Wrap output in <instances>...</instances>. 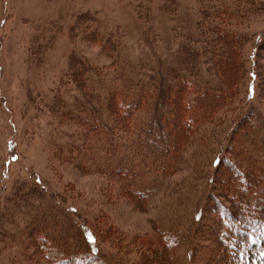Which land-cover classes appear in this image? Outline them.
Instances as JSON below:
<instances>
[{"label": "rangeland", "instance_id": "rangeland-1", "mask_svg": "<svg viewBox=\"0 0 264 264\" xmlns=\"http://www.w3.org/2000/svg\"><path fill=\"white\" fill-rule=\"evenodd\" d=\"M221 2L228 10L223 16L216 11ZM211 28L240 38L243 75L214 121L201 126L185 148L177 145L176 156L164 160L168 164L161 166L164 154L155 159L149 145L162 138L155 133L153 115L140 111L134 133H122L95 109L101 121L89 137L100 142L102 152L77 141L79 121L65 124L58 117L69 107L95 106L88 95L92 91L75 88L74 69L87 70L92 78L86 85L102 90L106 73L105 89L117 88V81L127 79L125 71L113 76L119 66L126 71L129 65L152 67L155 55H167L160 37L173 51L177 43L203 47L188 68L178 61L174 73L162 71L163 80L172 82L176 73L193 87L220 94L222 85L206 53L205 41L214 38ZM109 39L116 54L105 49ZM189 90L190 98L199 92ZM249 118L263 182L250 183L246 193L264 195V0H0V264L71 261L84 227L96 233L109 229L117 238L114 245L104 236L97 239L105 264H146L145 259L152 264H264L262 236L255 247L245 246L218 212L221 204L238 208L225 200L222 177L230 175L226 159L239 162L238 147L233 145L232 155L227 151L234 133H240L238 124L246 126ZM168 133L174 130L165 131L162 140ZM130 158L134 164L123 169V159ZM170 159L178 162L173 168ZM232 179L239 193L242 183ZM260 208L248 214L259 216ZM48 220L59 226L49 241L37 228V222L42 228ZM33 226L39 240L32 236ZM60 234L66 236L63 241Z\"/></svg>", "mask_w": 264, "mask_h": 264}, {"label": "trees", "instance_id": "trees-1", "mask_svg": "<svg viewBox=\"0 0 264 264\" xmlns=\"http://www.w3.org/2000/svg\"><path fill=\"white\" fill-rule=\"evenodd\" d=\"M219 7H221V9L218 8L219 10L216 11H219V14L223 16V12L225 10L227 12L228 10L226 6L224 7L222 2L219 4ZM235 7L236 6H233V9ZM166 11L168 12V10ZM216 11L213 10V14H215ZM144 13L147 21H153L151 12L148 8L145 9ZM216 17L219 18L218 15H216ZM209 31L212 33V35H210L214 38L211 41H205L207 44L206 49L208 50L205 51L208 55H211V59L213 60L215 67V76L222 85L223 90L219 91L220 94L215 95L214 91L211 89L201 90L193 87V84H190L184 78L177 77L176 73L172 82L167 83V81L163 80L162 71L164 72L166 70L172 72V69L178 65V61L181 62L180 68H184V65L188 68V64L191 61H195L194 58L196 54L199 53L200 49L203 47H201L199 43H196L197 48L190 46L183 48V45L181 46L180 43H177L175 44L176 47L173 51V49L168 45V39L160 37L167 55L164 57L160 54L155 55V65H152V67L149 65H143L137 69L129 65V69L126 71V66H119L115 69V74L113 76H119L120 73L125 71L127 73V79L125 81H117L119 82L117 88L105 89L106 73L101 75L103 82L99 84L104 87L102 90H98L95 87L86 85V83L92 78L87 76L89 74L87 70H84L82 67L74 69L73 71L71 70V76L73 78L75 88L80 92L83 90H87V93L92 91V93H88V95L90 101L95 103V106L91 107L90 110H87L86 108L79 110L77 107H69L64 111L59 112L58 117L62 118L65 121V124H74L76 121H79L80 123L77 124L81 125L80 127L82 129L79 132L83 133L77 134V141L86 147L93 146L102 152L100 142L98 140L91 142L89 137L92 131L93 133L97 132V123L100 124L101 121L97 118V111L95 109L99 108V110L110 118L112 123L115 124L120 131H122V133H134L135 129L133 127V120L140 111L153 115V122L155 125L154 130L158 138H163L164 132L168 131L169 128L174 130V134H167V140H162L161 138L158 141V144H154V141L153 144H149L151 149L156 150L155 153H157L158 156H156L157 158L155 159H160L159 156L162 157V155H159L160 153L164 154L165 158L162 157L163 159L159 160V164L161 166L163 163L168 164V160H164L169 159V155H171V157L176 156L177 152L175 149L177 145L185 148L187 146V142L191 137H193V135H195V133H198L201 126L203 127L214 121V116L223 106L225 107L227 105V99L231 98L230 96L233 94L234 89H236L237 82L243 75V65L240 61L239 51V44L241 42L240 38H236L234 36L232 37V35L219 34L220 31L215 28H211ZM112 39L113 38L111 37V40ZM111 40H107L105 49L109 50L111 54H116L113 53L115 46ZM176 51L178 56L176 57L174 55L173 57H170L171 52L175 53ZM163 59L166 60L163 62L161 61ZM174 72L175 69H173V73ZM140 76H143V78H140ZM190 88H194L195 91H199L191 98L190 96L193 92L189 90ZM117 117L119 119H117ZM155 119L156 122L154 121ZM245 121V123H247L246 126L244 125V122L238 124L241 128L239 131L240 133L237 132V141L235 142L234 139V136L237 133H234V136L231 138L229 143L230 149L227 151H231L232 155L234 146L238 147V152L240 154L239 156H236V159L239 160V162H236V160H233L234 162H230L226 159L224 164L229 168L230 175H228V177H222L225 181L224 187L229 190H225V200L229 203H235L238 208L235 211H231L230 208L221 204L218 208V212L219 217H221V221L223 223H228V225L231 223L230 227L233 228L235 233H237V237L244 239L245 246L251 245V247H255L257 245L256 239L260 243L262 236L260 248L264 249V195L255 196L252 195V193H246L248 190L247 187L250 183L255 185V183L257 184L263 182L261 173L257 171V163L260 162L257 159L260 157V149L257 148V144L255 145V137H252L254 134L249 131L251 128H254V124L252 125L250 118L249 120L245 119ZM162 122H164V124H162ZM242 131L243 133H241ZM170 142H172V144H170ZM261 150L263 151L264 148L261 147ZM114 159L116 160L117 158ZM169 161L172 165L169 166V168H173V166H176L178 163L174 162L173 159H170ZM123 162V169H129L128 167H131L135 161L130 158L127 162L123 159ZM226 171L228 173V170ZM247 173L251 175V180L248 179L250 177ZM222 174L224 173L222 172L221 175ZM232 177L235 180L239 178L242 183L239 193H237L238 185ZM254 187L260 188V185ZM248 195H250L249 198ZM256 197H259V199H256ZM244 202H247L246 204L248 208L245 207L246 205ZM258 207L261 208L255 212H260L259 216L248 214L249 210L251 211L250 208L255 209ZM216 212V209L213 210V213ZM37 223V228L39 229L42 238L48 237V241L50 238H55L53 234H55V229L59 227L56 220L55 223H49V220L46 222L43 221L42 228L49 229L48 226L50 225V230L47 232H43L41 226H38L40 225V222ZM235 224L237 225L234 226ZM73 225V222H70V226L72 227ZM30 231L33 232L32 236L34 237V240H36V238L38 239V230L34 226ZM98 232L100 234H98ZM98 232L96 233L93 230L90 231L87 227H84V229L82 228L80 236H78L73 245V247L77 248L78 252L76 251L77 253H74L71 261H61L58 264H105L102 262L106 259L102 260L98 256L97 239H99L100 235L104 236V239H110L114 245L117 238L110 233L109 229H100ZM65 237V235L60 234L62 241ZM38 240L37 242H39ZM239 240V238L235 239L236 242ZM34 245H32V247H34ZM238 246L239 248L243 247V243ZM82 248H87V250L82 251ZM42 250L47 249L44 246ZM145 260L146 264H152L151 260ZM154 260H156V258ZM159 260H161V257Z\"/></svg>", "mask_w": 264, "mask_h": 264}]
</instances>
